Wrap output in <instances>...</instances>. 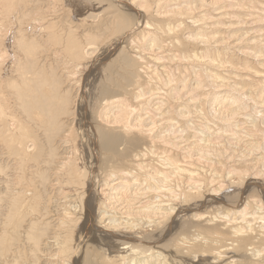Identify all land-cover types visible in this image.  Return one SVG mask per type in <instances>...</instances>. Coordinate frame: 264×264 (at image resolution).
<instances>
[{"label": "bare ground", "instance_id": "obj_1", "mask_svg": "<svg viewBox=\"0 0 264 264\" xmlns=\"http://www.w3.org/2000/svg\"><path fill=\"white\" fill-rule=\"evenodd\" d=\"M0 264H264V0H0Z\"/></svg>", "mask_w": 264, "mask_h": 264}]
</instances>
